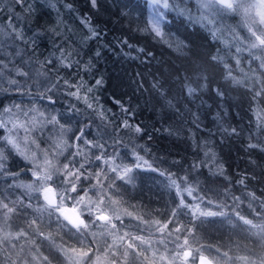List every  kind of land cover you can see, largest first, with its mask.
I'll list each match as a JSON object with an SVG mask.
<instances>
[{"label": "trees", "instance_id": "obj_1", "mask_svg": "<svg viewBox=\"0 0 264 264\" xmlns=\"http://www.w3.org/2000/svg\"><path fill=\"white\" fill-rule=\"evenodd\" d=\"M169 2L175 8L164 10L167 15L160 26L168 43H163L143 31L152 21L148 0H98L95 9L89 0H27L32 8L30 14L25 10L26 5L12 0L9 5L13 6V11L0 13V22L8 18L23 38L14 37L21 54L14 62L7 63L8 70L3 74L26 87L17 91L3 78L0 89L10 91L7 101L44 108L33 95L22 93H35L37 89L33 85L43 81V77L36 75L41 71L39 62L60 56L56 49L62 40L57 39L52 29L66 37L65 26L71 28L73 39L79 45L78 58L83 61L91 58L94 65L87 75L81 72L76 76L75 71L70 70L72 76L76 79L83 76L89 83L103 77L104 84L94 95L100 107L109 110V120L116 117L111 124L102 122L99 117L92 123L85 113L75 116L72 126L83 128L85 124H91L86 130L90 134L85 139L96 138L101 143L111 144L110 137L116 136L123 145L107 148L106 154L90 152V164L81 174L87 178L71 181L81 190L74 194L65 190L67 197H62L58 203L76 207L84 197L96 193L93 187L100 188L104 203L113 194L122 207L121 217L113 220L109 217L110 212L102 208L107 220H97L100 208L92 206L81 213L88 224L81 231L92 232L103 243L117 242V247H129L127 264L155 262L145 259L141 262L139 250L146 237H150V244L162 258L155 264H185L186 250L192 251L187 258L189 264H197L200 254L207 255L216 264H264V237L258 235V230L264 229V151L261 150L264 148V131L258 128L259 117H264V95L254 98L255 93L264 87V68L261 67L264 49L248 50L253 40L235 14L217 12L218 19L229 17L228 27L224 29L207 20L200 22L202 12L197 0ZM66 4H71L72 10L65 7ZM177 9L183 10V14ZM85 16L90 18V25L100 31L99 40L87 39L88 26L82 23ZM233 33L239 36V40L234 39ZM121 40H127L132 47H125L119 43ZM178 45L183 47L178 49ZM140 49L151 55H144ZM97 50L101 52L98 58L95 57ZM211 57H217V60L211 62ZM14 68L30 72L32 79L17 76ZM60 75L69 77L68 72ZM198 75L205 79H199ZM231 77L242 83H233ZM189 83L193 87L198 83L207 87L189 96L186 91ZM154 84L160 87L154 88ZM218 88L225 93L222 98L216 95ZM63 92L61 87L53 97L58 100L54 108L47 107L52 114L66 110L68 101ZM2 99L4 96H0V101ZM117 100L131 111L122 112ZM80 107H83L82 103ZM125 119L143 131L135 134L117 128L113 133L112 125ZM230 128H236L238 134H225L224 129ZM258 142L261 148H248L249 144ZM69 143H72L70 139ZM113 152L117 154L115 165L132 169L127 176H122L123 172L114 165H106L104 160L96 161L98 155H103L105 160L112 158ZM137 156L147 163L138 161ZM72 159L68 155L63 160L69 163ZM83 163L86 161L80 159L72 167L78 168ZM194 164L197 167L191 168ZM188 175L192 177L188 186L194 192L192 196L182 193L185 203L190 205L181 209L177 203L182 198L174 193L176 188L172 181L179 183L180 178ZM95 176L98 182L93 185ZM246 176L252 178L245 179L244 184L238 183ZM53 184L57 189L62 188L59 182ZM250 193L255 194V199ZM37 195L33 193L29 200L38 201ZM197 203L202 212H223L225 215H194L191 205ZM155 219L160 222L153 226L150 223L153 224ZM246 220L251 224L245 223ZM47 221L50 223V259L46 258L44 263L88 264L91 254L83 259L73 252L79 253L84 239L82 234H72V229L55 223V220ZM24 222L28 223V220ZM156 226L158 232L154 231ZM153 238H161L159 244H154ZM8 245V241H0V264L34 263L35 256L31 253H13ZM85 248L93 250L89 244Z\"/></svg>", "mask_w": 264, "mask_h": 264}, {"label": "snow or ice", "instance_id": "obj_2", "mask_svg": "<svg viewBox=\"0 0 264 264\" xmlns=\"http://www.w3.org/2000/svg\"><path fill=\"white\" fill-rule=\"evenodd\" d=\"M17 4L26 5V11L29 14L32 11L31 5L27 4V0H15ZM89 3L92 8H98V0H89ZM152 4L154 7L157 8V16L150 21V27H146L143 31H147L154 35V38L162 41L163 43H168L165 39L166 33L163 32L161 28V21L165 20L167 13L164 10H171L174 9L175 6L169 2V0H152ZM199 7L201 9H211L215 10L218 13H225L234 11L236 8L239 7L238 4L234 2V0H198ZM65 7L72 10L71 4H66ZM257 9V15L260 17V22L264 23V0H260V2L255 5ZM178 10V9H177ZM180 14H183V10H178ZM191 19V17H190ZM207 20V17L201 16L200 22H204ZM208 23H212L213 21L207 20ZM82 23L88 26V33L87 39H100L101 33L95 27L90 25V18L83 17ZM139 30V29H138ZM15 33V29H13ZM52 31L56 32L57 39H61V44L57 47L56 51L60 53V56L56 59L52 60H45L40 63L41 71L36 73L37 77H43V81H40L33 85L37 89L35 93H31L29 91H24L22 94L24 95H33L37 101L44 105L45 111H41L40 107L33 106L26 111L20 106L13 104L9 108L0 109L4 114L10 115L12 113V109H17L26 117H29L27 121V125L25 124H17L15 122L12 123V128H8L7 125L9 121H5L0 119V128L7 129V135L0 136V175L4 174L5 172H9V169L5 166L8 155H11L13 150L16 154H18L23 161H27L28 163L25 164L24 169L21 172H9V174L15 178H18L22 174L30 175L32 179V183L30 184H22L18 185V187H22L26 190V194L31 198L32 193H37L36 199L38 200V205L35 208H32V205L29 203L25 205V208H31L33 213L38 216H43L44 213L47 216L51 217L53 215L56 216L55 223L61 224L63 227L68 229H75L76 231H80L81 229H86L88 224L85 222L83 218L79 220L78 223L73 222L69 217L64 215L60 204L58 201L62 199V197L55 195V189L51 187V185L55 182L56 178L59 177L61 179L66 180V185L70 188L71 193H76L78 190V185L72 184L71 181L76 179L77 181H82L87 178L86 175H81L85 173L86 167L89 166V153L90 152H101L107 153L106 149L109 147H121L123 145V141L116 136H111V144L104 142L101 143L99 139H92L88 140L85 139V136L90 134L87 129L91 128V124H85L83 128L80 127H73L72 120L75 116H81L85 113H88V119L92 121V123L96 122V118L99 117L102 122L107 121L108 124H111L112 121H115L116 117L112 116L111 120H109L108 111L102 109L99 105L98 98L94 95V92L99 89L104 84L103 77L98 79H94V82L89 83L84 79L83 76H80L79 79H76L75 76H72L70 70L75 71L76 76H79L81 72L85 75L91 73L94 65L92 64V59L89 58L88 61H83L79 59L80 52L77 50L79 45L74 41L72 35V29L65 26V32L68 33L66 37L64 34L59 33L56 29H52ZM251 31V28H249ZM15 35H19L22 39V33H15ZM215 35V33H213ZM234 39L239 40V36L233 33ZM253 36L255 38V42H253L250 47L249 51L255 48H264V33L257 35L253 32ZM63 37V39H62ZM119 43L123 44L125 47H132L128 43L127 40H121ZM171 46V45H169ZM178 49L183 47V45H178ZM135 50V49H133ZM146 56H150L149 53H144L143 49L139 50ZM237 51H240L238 48ZM19 55V53H16ZM101 52L97 50L95 52V57H99ZM77 57V58H74ZM217 57H211L210 61H216ZM59 64V67H57ZM227 67V65H225ZM261 67L264 68V61L261 62ZM8 70V64L4 62L3 59H0V80L3 79V73ZM50 70H54L51 72ZM16 75L21 78H26L27 80L32 79V75L30 72H25L22 68L15 69ZM61 72H68L69 77L61 76ZM230 75V70H229ZM199 79H205L203 75H198ZM233 83L239 84L242 81L236 80L234 77H231ZM8 84L15 88L17 91L25 88V85L19 83L18 80L10 79L8 80ZM61 87L64 88L63 95L65 99L68 101L66 105V110L64 112H59L57 114H51L47 112V107H55V104L58 100L53 99L56 96V93ZM154 88H159L158 84L153 85ZM207 87L206 84L198 83L196 87H193L191 83L186 85V91L189 96L195 95L197 91L201 88ZM0 91H8V89H0ZM216 95L218 97H223L225 93L221 91L219 88L216 89ZM264 95V87H261L259 92L255 93V97ZM47 102L44 104V102ZM83 104V107H80V104ZM2 104V101H0ZM116 104L120 106L121 111L124 113H128L131 110L125 109L121 101L117 100ZM259 117V113H258ZM260 124L258 128L261 131H264V117H259ZM63 121V122H62ZM79 123V122H78ZM24 128L27 133L30 135L25 136V140L31 144L36 145V148L40 151L43 156V162H39V158L37 153L33 152L30 155L25 152L23 149L20 148L19 143L16 137L13 135V130L16 128ZM113 133H115L117 128L127 129L129 132L140 134L143 130L140 126H133L129 123L128 119H125L122 123L113 124ZM107 125H105V130ZM53 129L58 130L57 137L52 139L51 145L47 149H40L39 144L36 143V139H33L31 133L34 131H38L43 133L45 130ZM225 134L230 135H237L238 131L236 128L224 129ZM68 136L72 143H69V139H65L64 137ZM102 139V137L100 138ZM250 139H254V137L250 136ZM83 145V148L80 147ZM248 148L250 150H256L257 148H261V143L258 142L256 144H249ZM84 149H87L85 151ZM264 151V148H261ZM7 153V154H6ZM133 154H135V150L133 149ZM68 155L73 157L69 163L65 164L63 169L58 168L53 161L57 157H63V159H67ZM206 155H208L206 153ZM214 156V154H212ZM51 156V158H50ZM79 158V159H78ZM117 158V154L113 152L112 158L105 160L103 155H98L96 157V161L99 162L104 160L106 165H114L116 169H120L123 172L122 176H127L128 173L132 171L131 168L123 166L115 165V159ZM84 160L86 163L80 164L78 168H73V164L76 163L78 160ZM136 159L138 161H143V158L137 156ZM147 163L146 161H143ZM136 167H140V164H136ZM191 168L197 167V165H191ZM71 169V170H70ZM221 175L223 174L222 169H220ZM252 177H245L238 181L240 184L245 183V179H251ZM192 179L190 175L182 177L179 179V183L177 180L172 181V186L177 189L179 193H186L187 196H192L194 189L191 186H188L189 180ZM49 193H53V198H49ZM68 195V192L65 193ZM253 199H255V194H249ZM42 196V199H41ZM197 199H203L202 197H197ZM238 200L239 198H234ZM179 208H186L189 207V203H185V198L180 199L177 203ZM2 207L7 208V204L2 205ZM192 214L197 215L199 214L200 217H211L215 215L224 216L223 212L221 213H213V212H202L200 211V205L194 204L191 205ZM10 211H14L10 209ZM90 215V213H89ZM100 219H107L103 216H98L97 220ZM243 219V218H242ZM35 223V221H33ZM245 223L251 224V221L246 220ZM187 243V241H185ZM187 255H190L188 253ZM206 259V258H205Z\"/></svg>", "mask_w": 264, "mask_h": 264}, {"label": "rangeland", "instance_id": "obj_3", "mask_svg": "<svg viewBox=\"0 0 264 264\" xmlns=\"http://www.w3.org/2000/svg\"><path fill=\"white\" fill-rule=\"evenodd\" d=\"M148 1L151 7V16L153 20V18L157 16V8L153 6L152 0ZM234 2L238 4L239 7L234 11L225 13L229 15L235 14V17L239 18L240 24L245 29L248 37H251L253 42H255L253 32L257 35L264 33V23L260 22V17L257 15V9L255 7L260 0H234ZM11 3L12 0H0V13L5 14L12 12L13 6L9 5ZM201 12L202 14L199 16V19L203 15L209 17L207 20L213 21L211 23L212 25H220L224 29H226L225 27H228L229 17H227L226 20L218 19L217 12L211 9H201ZM249 28H251V31H249ZM13 29H15V33H20V30L15 27L8 18L5 22H0V58L3 59L5 63L14 62L21 54L20 45L14 40V37L17 35H15ZM16 53H19V55ZM15 69L17 68H14V70ZM3 78L6 80L10 79V77L5 74H3ZM9 95H11L9 90L6 92L0 91V96H4V99L1 100L2 104H0V109L9 108L13 104H16L20 105L26 111L33 106H37L23 104L22 102L17 101H7V97H9ZM40 109L41 111H45V107H40ZM47 112L51 113L48 108ZM0 119L9 121L7 127L12 128L13 122L27 125L29 117H26L20 111L13 108L10 115L4 114L0 111ZM57 134L58 130L48 129L43 133L34 131L31 133V136L33 139H36V143L39 144L40 149H47L51 145L52 139L57 137ZM4 135H7V129L0 128V136ZM13 135L16 137L21 149L29 155L33 152L37 153L39 162H43V156L36 148V145L31 144L24 139L25 136L30 135L24 128L18 127L14 129ZM64 138L69 139L68 136H65ZM27 163V161H23L22 158L13 150L12 154L8 155L5 166L9 169V172H21ZM53 163L60 169H63L64 165L67 164L62 157H57ZM9 172H5L0 175V241H8L10 245L7 247L9 248L10 246L13 253H31L33 257L35 256L33 264H46L44 263V260L46 258L50 259V223L47 220H56V216L53 215L49 217L46 213H44L41 217L38 216L39 214L35 215L31 208L26 209L25 205L29 203L32 205V208H35L38 205V201L29 200L26 190L22 187H18V185L30 184L32 183V179L30 178V175L26 174H22L18 178H15L11 176ZM55 181L62 185V188L57 189L54 187V184H52L55 188V194L66 198L67 195H65V190L68 189L70 191V188L66 185V180L57 177ZM97 182L98 178L95 176L93 179V185ZM99 189H94L93 187V192L96 193L89 194L84 197V200L78 202V206L75 208L78 210L80 215L82 211H87L89 208H93L92 206H96L100 208V212L97 217H104L106 215V213L101 210L102 208H105L107 209L106 211L110 212L109 217H112L111 219L113 220L121 217L120 215L122 213L120 211L122 210V207L117 202L116 197L111 194L108 199H106L107 203H104L102 200L103 197H101V190ZM174 193L180 194V197L183 199V194L177 192V189ZM4 204H7V208L2 207ZM10 209H13L14 211H10ZM24 220H28L29 224L25 223ZM38 220H41V222H37ZM100 220L103 221L107 219ZM113 220L110 221L112 222ZM33 221L37 223H33ZM159 222L160 221L155 219L153 220V224H150L155 226V223L158 224ZM30 224L33 225L31 226ZM105 224L107 226V223ZM154 231L158 232L157 226L154 228ZM58 232H60V230ZM71 232L72 234H82L84 239L79 253H76L73 250L72 251L83 259H85L87 255L91 254L88 256V264L128 263V255L131 251L129 247H126V245L117 247V242L113 244L107 242L103 243L102 241H98L92 232H83V230L76 231L75 229H72ZM86 234H88V236H86ZM258 235L264 237V229L258 230ZM160 239L153 238L154 244H159ZM151 241L150 237H146L142 241L143 243H141V248L139 250L140 256L142 255L141 262H144V259L149 262H160L162 260L158 251L150 244ZM88 244L90 245V248L93 249L92 251L85 248ZM187 258L188 257L184 256L183 263H190ZM54 260H57L56 256H54ZM169 260L172 262L174 261L172 257H169ZM155 262L150 264H155Z\"/></svg>", "mask_w": 264, "mask_h": 264}, {"label": "water", "instance_id": "obj_4", "mask_svg": "<svg viewBox=\"0 0 264 264\" xmlns=\"http://www.w3.org/2000/svg\"><path fill=\"white\" fill-rule=\"evenodd\" d=\"M51 187L54 188L53 185H51ZM49 198H53V193H49ZM60 207L64 215L69 217L73 222L78 223L79 220L82 218V216L80 215V213L74 206L67 205V204H61ZM104 217L107 218V215H105ZM188 253H190V255H187ZM191 254H192L191 250H186L184 252V255L186 257L191 256ZM197 264H216V263L211 258H209L207 255L200 254L197 258Z\"/></svg>", "mask_w": 264, "mask_h": 264}]
</instances>
